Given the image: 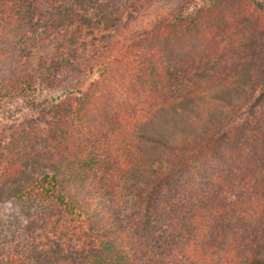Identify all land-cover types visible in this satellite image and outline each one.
Listing matches in <instances>:
<instances>
[{"label":"trees","instance_id":"16d2710c","mask_svg":"<svg viewBox=\"0 0 264 264\" xmlns=\"http://www.w3.org/2000/svg\"><path fill=\"white\" fill-rule=\"evenodd\" d=\"M0 114V264H264L261 0H0Z\"/></svg>","mask_w":264,"mask_h":264},{"label":"rangeland","instance_id":"374dc122","mask_svg":"<svg viewBox=\"0 0 264 264\" xmlns=\"http://www.w3.org/2000/svg\"><path fill=\"white\" fill-rule=\"evenodd\" d=\"M264 3V0H261ZM201 5V3H200ZM73 87L68 86L60 91L51 92V91H42L39 95L40 104L43 106H50L54 101L63 97L67 92L71 91ZM38 111L36 109H27L22 108L17 112L19 119L26 120L33 116H36ZM3 115L0 114V122L3 121ZM0 217L4 222H19L24 223V217L21 213V210L17 204L9 203L1 206L0 208Z\"/></svg>","mask_w":264,"mask_h":264}]
</instances>
